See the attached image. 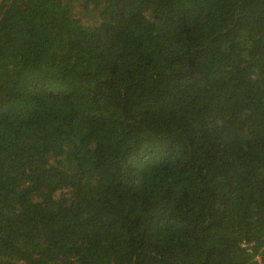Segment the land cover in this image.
<instances>
[{
	"label": "trees",
	"instance_id": "16d2710c",
	"mask_svg": "<svg viewBox=\"0 0 264 264\" xmlns=\"http://www.w3.org/2000/svg\"><path fill=\"white\" fill-rule=\"evenodd\" d=\"M0 264H264V0H0Z\"/></svg>",
	"mask_w": 264,
	"mask_h": 264
}]
</instances>
